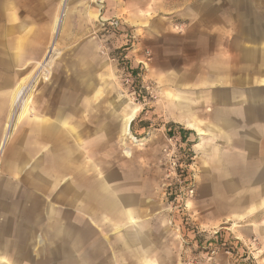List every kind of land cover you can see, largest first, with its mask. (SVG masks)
Masks as SVG:
<instances>
[{
	"label": "crops",
	"instance_id": "crops-1",
	"mask_svg": "<svg viewBox=\"0 0 264 264\" xmlns=\"http://www.w3.org/2000/svg\"><path fill=\"white\" fill-rule=\"evenodd\" d=\"M60 1L63 47L77 49L76 85L65 89L60 107H49L53 118L19 120L24 145L3 156L0 264H68L63 249L68 255V241L78 243L87 232L92 264H182L197 246L183 248L180 221L170 219L160 168L164 131L182 137L194 154L196 195L187 220L202 233L225 229L238 242L264 241V0ZM58 3L0 0V127L20 99L30 59L50 41ZM42 6L48 7L38 12ZM114 18L135 36L127 61L149 57L146 78L156 100L146 121L131 104L119 109V120L89 115L101 96L116 95L104 86L112 73L96 41L105 39L109 53L122 46L121 36L99 28ZM53 49L54 41L48 54ZM108 126L114 138L100 131ZM53 133L69 146L54 155L43 146L37 154V137L51 143ZM6 141L5 134L0 156ZM100 143L108 148L99 151ZM25 175L39 187L25 183ZM66 188L76 192L72 203L63 202ZM79 252L71 253L76 264H87Z\"/></svg>",
	"mask_w": 264,
	"mask_h": 264
},
{
	"label": "rangeland",
	"instance_id": "rangeland-1",
	"mask_svg": "<svg viewBox=\"0 0 264 264\" xmlns=\"http://www.w3.org/2000/svg\"><path fill=\"white\" fill-rule=\"evenodd\" d=\"M58 1V7L56 9H53L54 14L57 15L56 22L60 17L57 32L55 33L56 23L54 24L55 15H53L51 20L53 22L50 41H48V45L43 49V53L41 55H35V57H32L30 59L31 63L23 72V74H25L26 80L21 91L20 99L17 101V103L12 105L11 109L8 112L5 113L2 122L3 125L2 127H0V140L4 137L5 134L7 135V147L3 154L0 156V165L4 155L8 159L10 158L12 152L14 151L13 146L15 144L20 143L21 145H24L25 137H19V132L21 133V131H19L21 130L19 128L21 125L19 120H26L29 117L36 118L44 114L52 115L53 118L55 112L50 114L49 107H51L52 110L60 107V105L63 103V95L65 93V89H71L76 85V80H74L73 78L76 72H78L77 63L75 61V54L77 49L63 47V16L61 15L62 12L64 14L65 9L63 7V1ZM48 6H42L41 8L38 7L37 10L38 12L44 11ZM43 35L45 36V33L41 32L40 36ZM40 36L38 32L37 37H39V40L45 39L40 38ZM91 37L94 38V35H92ZM96 38L97 51L101 56L104 57V63L109 68V72L112 73V78H110L109 81H105L104 86H107L110 89H115L116 95L101 96L99 102L96 104V106L99 107L98 111L90 114H83L82 119H85L88 114L90 115V118H92L91 116L93 115L95 119H99L101 121L118 119L120 114L119 109L122 108L123 105L131 104L132 106H137L139 108L138 118H143L144 121H146L145 119L151 116L152 105L156 100L155 84L151 80L146 78V74L149 71L150 62H148L146 66L142 67L138 64L131 65L130 61L126 60L127 62L124 65H121L114 59L116 56V51L114 53H109L106 42L104 41L105 39H102L99 35ZM53 41L54 49L48 54L51 43ZM116 65H118L119 67H116ZM116 68H120V72L119 70H117L119 74L115 71ZM130 71H134L135 74H131V81L129 83H125V77ZM92 130L95 132V129ZM100 131L108 133L110 137H113L116 133H114V128L111 126L105 128L103 127L100 129ZM164 132L166 138H164V144L160 156V168L163 169V172L165 169V166L163 165V149L167 147V139L169 138L167 135H170V132ZM37 138L40 141V143H38L36 146L37 154L39 153V147L40 150L43 151V146H47V149L50 150V152H52V154L54 155V153L62 152L65 145L69 146L68 143L63 144V137H60L59 133L52 134L51 143H44V138ZM107 148L108 145L106 143H100L97 149L99 151H103ZM26 157L27 155L25 156V158ZM37 158H42V155H37ZM70 174L74 176L76 175V171L73 169ZM165 182L166 180L164 179V183ZM25 183H33L35 184V186L37 185L33 180V176L31 175L30 178L25 175ZM37 187H39V185H37ZM52 195L55 199L56 194L52 192ZM75 196L76 192L74 190L70 191L68 188L63 189L64 203H72L75 199ZM194 197L192 198V200L194 199ZM69 199L72 200L70 201ZM58 201L59 199L56 202L58 203ZM71 214L74 217L75 213L72 212ZM169 215L170 219L175 218L170 212V209ZM191 224L194 225L193 223ZM227 226L229 225H222V228H227ZM72 229L74 230V233L77 232L76 226L72 227ZM198 233L205 234L207 236L204 239L205 241H203L200 246L195 247V250H191V252L188 253L189 255L181 256L180 261L182 262V264H185L190 260H192L196 264H264V241L252 238L246 243L240 241L238 242L233 237V235L230 234V232L228 233L225 229H219V231H217V233H219L217 237L214 236V233L208 234L199 231ZM91 236V232H87L84 235L82 234L80 236V239H77L78 243L75 239L68 241L67 244L69 252L67 255V252L65 253V249H63V263L76 264L77 257L72 255L71 253L80 251V255L78 256L79 262L84 261L87 264H92L93 259L92 255H90ZM209 240H211L212 242H208ZM75 242L76 244H78L77 249L73 247V244ZM181 244L183 245V248L186 246H190L189 243L185 242L182 234ZM85 253H87V255H85ZM65 256L67 257V260ZM209 258L212 260H209ZM214 260L215 262H213ZM36 262L43 263L44 260L43 258H37Z\"/></svg>",
	"mask_w": 264,
	"mask_h": 264
},
{
	"label": "built area",
	"instance_id": "built-area-1",
	"mask_svg": "<svg viewBox=\"0 0 264 264\" xmlns=\"http://www.w3.org/2000/svg\"><path fill=\"white\" fill-rule=\"evenodd\" d=\"M99 28L102 35H119L122 37V46L116 50L114 59L116 62L124 65L127 62L125 53L132 46V41L135 39L134 33L129 30H123L120 20L116 18L100 22ZM144 54L148 55V52L145 51ZM148 60L149 57H145L138 65L144 67L147 65ZM131 74L132 71L127 73L124 80L125 83L131 81ZM167 141L168 145L163 149L164 179L166 180L164 183L165 196L170 212L173 215H177L181 228L183 221L190 223L185 217V213L189 209L196 190V176L193 168L194 154L188 143L179 135L177 137H169ZM214 234L216 235L217 232ZM185 264L196 263L190 260Z\"/></svg>",
	"mask_w": 264,
	"mask_h": 264
},
{
	"label": "trees",
	"instance_id": "trees-1",
	"mask_svg": "<svg viewBox=\"0 0 264 264\" xmlns=\"http://www.w3.org/2000/svg\"><path fill=\"white\" fill-rule=\"evenodd\" d=\"M132 74H135V72L132 71ZM184 133L185 132L183 130H180L181 136ZM181 234H182V237L185 239V242L189 243L190 246L195 243L197 247L200 246L202 244V242L205 241L204 240L205 237H207L205 234L198 233L197 230L195 229L194 225H192L191 223H188V222L185 223L184 221L181 224ZM218 235H219V233H217L214 236L217 237ZM211 240H209L208 242L211 243L212 242Z\"/></svg>",
	"mask_w": 264,
	"mask_h": 264
},
{
	"label": "bare ground",
	"instance_id": "bare-ground-1",
	"mask_svg": "<svg viewBox=\"0 0 264 264\" xmlns=\"http://www.w3.org/2000/svg\"><path fill=\"white\" fill-rule=\"evenodd\" d=\"M133 113V112H132Z\"/></svg>",
	"mask_w": 264,
	"mask_h": 264
}]
</instances>
